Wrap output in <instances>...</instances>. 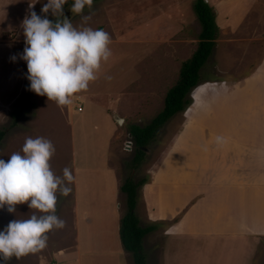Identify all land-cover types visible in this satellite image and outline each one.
Instances as JSON below:
<instances>
[{
  "label": "crops",
  "instance_id": "crops-1",
  "mask_svg": "<svg viewBox=\"0 0 264 264\" xmlns=\"http://www.w3.org/2000/svg\"><path fill=\"white\" fill-rule=\"evenodd\" d=\"M206 1L219 27L215 43L188 92L180 127L138 190L140 213L153 224L143 238L163 239L155 247L160 264H252L264 237V1ZM181 2L172 4L179 22L193 15ZM176 36L163 43L158 33L150 49L116 56L74 96L67 116L74 180L58 211L70 223L49 232L44 249L9 264H134L119 235V126L159 108L165 83H174L196 47ZM209 60L214 77L203 73ZM7 82L0 74V89ZM217 136L226 142L217 145ZM162 221L169 223L157 227Z\"/></svg>",
  "mask_w": 264,
  "mask_h": 264
},
{
  "label": "rangeland",
  "instance_id": "rangeland-1",
  "mask_svg": "<svg viewBox=\"0 0 264 264\" xmlns=\"http://www.w3.org/2000/svg\"><path fill=\"white\" fill-rule=\"evenodd\" d=\"M180 1L187 4L188 8L192 6L193 15L187 21L179 22L173 19L172 4ZM30 2L36 3L33 10L38 15L43 16L41 9L47 3V0H38V2L37 0H0V74L1 79L8 81V87L0 89V128H6L0 142V159L7 161L11 154L21 152L26 138L44 137L50 140L55 147V153L50 160L51 168L57 176L62 177L63 169L67 167L68 163L70 165L68 153L72 142L70 121L67 116L68 113L72 112V104L76 98L73 97L71 105L59 107L55 102L48 101L46 96H39L29 90L30 81L27 79V63L19 58V54L23 52L25 47L21 25L24 18L29 15ZM71 5H64V14L70 19L74 27H91L109 33L112 41L110 44L112 51L110 60H115L116 56L126 59L133 58L134 54L131 51L150 49L155 42L154 36L158 33L160 39L164 41H162L163 43H169L170 38H174L176 33L177 38H179V35L180 38H182L181 36H187L191 39L188 40V43H192L194 47L197 46L201 25L193 8V0H93L91 10L86 7L81 15L72 14L70 11ZM82 15H91V19L85 22ZM48 18L53 20L55 17L49 12ZM178 23L180 26L175 27ZM158 25H160V30L155 32ZM170 28H176L177 30L169 35L167 32ZM119 36H121V39ZM167 45L165 44L164 47ZM14 55L17 57L15 61L11 59ZM210 61L207 62L203 73L208 77H214L216 74L209 69ZM105 64L102 65V68L105 67ZM177 77L178 74L176 79ZM169 80H167L168 83H165V89L160 95L159 108L157 107L155 111L151 112L149 117H147L148 114L145 115L146 117L141 116V121L139 120L140 122L137 125L143 126L149 123L153 116L163 108L164 92H166L169 84L173 82V79L170 78ZM158 95L159 93L155 98ZM150 106L148 107L150 108ZM187 106L188 104L185 105L184 109L171 115L159 127L153 138L146 144L145 155L136 166H133L132 160L136 144L129 129L131 122L135 119H129L130 123H128V120L120 123L118 134L120 150L116 160L119 165H116L121 169V183L128 175H131L134 180L144 178L147 181L150 178V173L166 151L172 134L180 127L183 121V112ZM18 110H20V113L16 116ZM14 120L16 123L12 125ZM142 184L138 185L136 190L138 205L136 206L135 201L134 211L138 223L145 226L149 222L140 213L139 208L142 209V204L138 199V190ZM122 199L121 210L123 214L127 208L125 192L122 194ZM64 200H66L65 196L58 192L55 214L64 221L65 226V224L70 223L67 220L68 215L65 217L62 216V212H58L61 204L65 205ZM31 211L27 204L17 205V211L14 214L9 213L6 208L0 209V230H3L13 219L28 218ZM176 218L177 216L174 220ZM168 223L169 221L157 222L156 226L166 227ZM61 236L64 237V235ZM143 239V251L147 264H160L159 253L155 247L158 248V244L163 241L162 236L154 235L153 238L150 234ZM129 256L133 260L131 254ZM15 259V257L12 258V260ZM252 264H264V237L260 238L258 252H256Z\"/></svg>",
  "mask_w": 264,
  "mask_h": 264
},
{
  "label": "clouds",
  "instance_id": "clouds-1",
  "mask_svg": "<svg viewBox=\"0 0 264 264\" xmlns=\"http://www.w3.org/2000/svg\"><path fill=\"white\" fill-rule=\"evenodd\" d=\"M67 2L47 0L41 9L43 16L33 10L36 3L30 2L29 15L21 25L25 47L19 58L27 63L29 90L46 96L59 107L71 105L76 94L87 90L112 56L109 33L74 27L64 14ZM92 5L93 0H74L70 11L81 15ZM49 12L55 21L48 18ZM82 19L87 22L91 15H82ZM11 59L15 61L17 57ZM215 141L217 145L226 142L222 136ZM54 153L50 140L29 137L21 152L11 154L7 161L0 159V209L14 214L17 205L27 204L32 210L28 218L13 219L0 230V264L44 249L47 234L64 227V221L55 214L57 193L67 196L74 177L67 167L62 177L53 172L50 160Z\"/></svg>",
  "mask_w": 264,
  "mask_h": 264
},
{
  "label": "trees",
  "instance_id": "trees-1",
  "mask_svg": "<svg viewBox=\"0 0 264 264\" xmlns=\"http://www.w3.org/2000/svg\"><path fill=\"white\" fill-rule=\"evenodd\" d=\"M73 2L74 0H68L66 4H73ZM193 8L201 25L197 46L189 57L181 61L176 81L165 92L163 108L149 123L143 126L137 124L130 126L136 144L132 157L133 166L141 161L145 155L146 144L153 138L167 118L176 111L184 109L185 105L191 102L188 92L198 83L200 78L199 68L210 54L215 43L214 38L219 27L216 23L213 7L206 0H193ZM53 21H55V18ZM19 113L20 110H18L16 116ZM15 123L14 120L12 125ZM5 132L6 128H0V142ZM143 182H145L144 178L134 180L131 175H128L120 184V189L126 193L127 208L120 217L119 235L123 248L131 253L134 264H147L142 238L145 233L153 229V224L141 226L134 211L136 190L138 185Z\"/></svg>",
  "mask_w": 264,
  "mask_h": 264
},
{
  "label": "built area",
  "instance_id": "built-area-1",
  "mask_svg": "<svg viewBox=\"0 0 264 264\" xmlns=\"http://www.w3.org/2000/svg\"><path fill=\"white\" fill-rule=\"evenodd\" d=\"M76 107H77L78 109H81V105H77Z\"/></svg>",
  "mask_w": 264,
  "mask_h": 264
}]
</instances>
